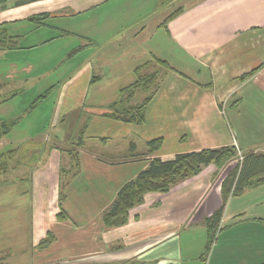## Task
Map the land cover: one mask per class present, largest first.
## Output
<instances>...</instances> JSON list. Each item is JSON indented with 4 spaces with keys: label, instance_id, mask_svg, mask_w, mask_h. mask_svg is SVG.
I'll return each instance as SVG.
<instances>
[{
    "label": "crops",
    "instance_id": "1",
    "mask_svg": "<svg viewBox=\"0 0 264 264\" xmlns=\"http://www.w3.org/2000/svg\"><path fill=\"white\" fill-rule=\"evenodd\" d=\"M178 3L182 12L165 28L172 12L167 0H0V35L17 45L0 49V122L19 119L0 139V152L43 138L46 127L38 130L39 120L30 115L49 101L57 108L72 97L87 112L106 103L96 98H105L99 92L107 74L114 75L118 98L145 62L143 73H163L144 123L104 116L126 127L125 141L114 135V147L94 142L86 114L80 172L63 186L61 203L62 159L47 175L33 172V182L37 175L53 187L44 209L34 210L36 197L24 213L0 207V264H264V184L230 197L217 233L223 237L206 253V219L222 204L230 165H206L166 192L147 193L124 225L103 222L121 187L153 157L171 160L225 145L264 153V0ZM44 14L40 22L31 20ZM123 78L129 83L120 87ZM58 91L61 101L53 99ZM25 92L32 97L21 104ZM156 137L163 144L150 153L146 142ZM34 164L17 165L30 170ZM48 235L49 243L41 245ZM221 245L222 258L214 259Z\"/></svg>",
    "mask_w": 264,
    "mask_h": 264
},
{
    "label": "trees",
    "instance_id": "2",
    "mask_svg": "<svg viewBox=\"0 0 264 264\" xmlns=\"http://www.w3.org/2000/svg\"><path fill=\"white\" fill-rule=\"evenodd\" d=\"M167 1L170 2L171 0ZM181 12V7L175 9L165 17L161 25L167 28L168 23ZM46 17L47 14L36 15L33 16L31 20L40 22ZM3 35H0V49L14 48L17 46L16 42H13L12 44L9 43L10 40H6ZM155 61L167 69H172L166 60L156 59ZM149 63L150 61H147L135 69V81L120 90L119 97L108 104V110L103 112L104 116L128 123H144L146 107L156 93L163 76L161 70L143 73V67L147 66ZM256 71L257 69H254L241 77L242 79H245L253 75ZM1 89L2 85L0 84V92ZM139 91L146 92L147 95L141 102L134 103L133 100ZM43 96H45V94L39 96V98L33 103L32 107H34L35 103ZM3 100L4 98H1L0 94V102ZM18 121V118L1 121L0 139L8 135ZM83 142L84 135H81L77 140L76 148L68 150L71 157L72 168L67 169L62 166L60 168V203L65 196L62 191L63 186L68 183L70 178L80 172L78 149L82 147ZM146 144L148 151L153 153L161 148L163 137L150 139ZM29 149L23 151L22 147H20L0 152V178L9 172L14 163L19 165L20 163H25V160L31 162L28 159V156L34 151L30 152ZM237 155L238 148L236 145H225L216 148H204L199 151L178 153L171 160H163L159 157H153L144 170L139 172L135 178L126 182L121 187L116 199L103 214L104 224L110 227L124 225L129 220L130 211L134 207L143 203L147 193L166 192L181 180L198 174L206 165L214 164L218 168L228 166L234 159H236ZM242 155L243 159L240 162H236L235 165L226 169L222 180V204L218 210L206 219L209 231L206 253H208L217 236L219 225L229 198L233 195L243 193L246 189L256 188L264 184V153L242 152ZM18 156H20V159H18ZM58 215L60 218L65 217L63 210H61ZM49 241L48 235V237L43 239L40 244L45 245L49 243Z\"/></svg>",
    "mask_w": 264,
    "mask_h": 264
},
{
    "label": "rangeland",
    "instance_id": "3",
    "mask_svg": "<svg viewBox=\"0 0 264 264\" xmlns=\"http://www.w3.org/2000/svg\"><path fill=\"white\" fill-rule=\"evenodd\" d=\"M170 2H173L171 4H174L176 2L177 3L172 6ZM170 2H168L169 5H167V8L171 9L172 11L181 7V3H178V0H171ZM123 33L124 32H121V34ZM150 71L154 70L152 69ZM119 83L121 85L120 87H123L129 82H127V80L123 78ZM100 84L102 86H105L102 88L104 90L99 92L100 94L105 96V98L98 96L96 98V101L106 99V103L104 104L103 102L101 105L97 104L87 112H85L84 107L78 105L72 97L65 99L67 102L63 103L61 107L58 106L57 108H52L49 105L51 101H49L42 107H38V109L34 111L32 110V114L30 116L34 119L39 120L38 130H43L46 127L42 139L39 138L36 140H30L29 142L22 145L23 151H26L29 148L30 152L34 151L28 156V159L35 164L31 167L30 170H24L25 167H18L17 163H14L9 172L0 178V207L8 206L11 211L16 210L17 212L21 211L24 213V209L27 207V203L30 205L31 200L36 197L34 210L41 211L42 209H44V202H47L49 195L52 194L53 187L50 183V180L45 181V184H43L38 180L37 175L35 182H33V172L36 169V172L43 171L44 174L47 175L50 172L51 166L55 163L57 164V161L58 164H60L61 159L62 167H65L67 169L72 168L71 166H69L70 155L68 153V150L76 148V143L79 137L81 135H85L84 130L82 129L84 126L83 122L86 121L87 115L88 119H91L93 121V124H91L90 127V132H94L95 136L98 138H95L96 140L94 141L96 144H98V146L101 145V148L103 149L114 147V135L122 136V138L119 140L120 143L125 141V138H123L122 134V132L126 128L124 127L125 125L118 124L114 120L111 121L110 119H106L103 115V112L108 110V104L113 102L114 99H117L116 97L119 92L117 88H114V75L110 77L107 74ZM31 95V92H25L20 98L21 104L30 101V98L32 97ZM62 95H64V93L62 92L59 94L58 91V93H54L53 99L57 98L61 101L62 97L64 98V96ZM146 95V92L139 91L136 94L133 102H141ZM25 110L26 108L23 111ZM53 110L55 111V113ZM23 113V115L25 116L28 115V113L26 112ZM54 114L55 116L52 118ZM54 133H58L59 136L54 135ZM105 137H107L106 140ZM111 137H113V141L108 140ZM104 141H106L107 146L103 145ZM53 151H55V153ZM18 159H20V156H18ZM25 161L27 162L28 160ZM240 161L241 160L237 155L236 159H234L229 165L230 167H232L236 162ZM3 200L6 201V203H4ZM38 203L39 205H37ZM34 210H30V212H33L35 214ZM224 233H226V236H228V234H230V230H226ZM220 235L221 234H218L216 236L211 247L214 246V243H218L219 239L223 237H220ZM221 249L222 245L215 250L214 259H216L219 254L222 258L223 253H221ZM215 261L216 260H214V262ZM217 263L218 261H216V264Z\"/></svg>",
    "mask_w": 264,
    "mask_h": 264
},
{
    "label": "built area",
    "instance_id": "4",
    "mask_svg": "<svg viewBox=\"0 0 264 264\" xmlns=\"http://www.w3.org/2000/svg\"><path fill=\"white\" fill-rule=\"evenodd\" d=\"M238 157L240 160L243 159L242 151L240 149H238Z\"/></svg>",
    "mask_w": 264,
    "mask_h": 264
}]
</instances>
